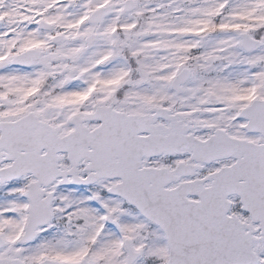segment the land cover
<instances>
[{"label":"snow or ice","instance_id":"1","mask_svg":"<svg viewBox=\"0 0 264 264\" xmlns=\"http://www.w3.org/2000/svg\"><path fill=\"white\" fill-rule=\"evenodd\" d=\"M0 264H264V0H0Z\"/></svg>","mask_w":264,"mask_h":264}]
</instances>
